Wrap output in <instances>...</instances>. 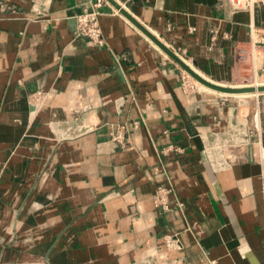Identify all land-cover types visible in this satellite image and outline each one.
<instances>
[{"label": "crops", "instance_id": "crops-1", "mask_svg": "<svg viewBox=\"0 0 264 264\" xmlns=\"http://www.w3.org/2000/svg\"><path fill=\"white\" fill-rule=\"evenodd\" d=\"M95 1L4 0L0 8V240L18 234L0 258L264 264L258 95L248 120L236 118L232 98L185 88L175 64L106 0L96 8L103 42L75 36L76 15ZM113 1L212 81L264 75V0L250 9L227 0ZM87 108L93 120L76 122ZM119 125L122 146L110 139ZM167 238L177 246L166 247ZM20 254L26 260L15 262Z\"/></svg>", "mask_w": 264, "mask_h": 264}, {"label": "rangeland", "instance_id": "rangeland-1", "mask_svg": "<svg viewBox=\"0 0 264 264\" xmlns=\"http://www.w3.org/2000/svg\"><path fill=\"white\" fill-rule=\"evenodd\" d=\"M166 57L173 64H175V66L177 67V69H179V71L181 73V76H183L184 79H187L190 83H193L197 89L200 88L199 87V84L194 80L193 77H191L188 73H186L179 65H177L168 56H166ZM212 82L221 84L218 81H212ZM221 85H227V86L238 87V88H242V87L243 88H246L245 86H247V88H250L251 87V88H253V90H244V91H255L256 90V87H258V86H263L264 87V75L261 78H259V79H254L252 77V75H247L246 77H244L240 81H237V82L234 81V82H231V83L223 82V84H221ZM256 91L258 93H255L254 95H258V100H259L260 104H263L264 105V89L256 90ZM259 93H262V94H259ZM43 95H45V93L43 91H40L39 93L38 92L37 93H32L28 98L31 101H35L36 99H38L39 97H41ZM254 95H249V96H228V95H225L224 96L223 95L222 97H225L227 99H231L232 98L233 99L232 101H235L237 103V106H235L237 108V116H236V118L237 117L240 118V117H242V115H244V116L246 115L247 116V119L249 120V118L251 116V113H250L251 105L254 102L253 100H255V98H254L255 96ZM93 112L94 111L92 109H89V108L84 109V110H80L79 112L76 113L78 115V116H76V118L78 117L76 119V122H79V121H87V122H89L90 120H93V119L90 118V115L91 114L93 115ZM258 119H259V117H258L257 112H254V114L252 115V123L255 122V125H254L255 128H257L256 127V122L258 123ZM243 123H244L243 121L241 123H238V125L241 124V126L238 128L239 130L244 131V129H243ZM76 131H77L76 125H71V126L68 127V130H67V136H68L67 137V140L68 141L72 138V136L75 133H77ZM40 177L41 176L39 175L36 180L39 181L40 180ZM32 192H35V191H33V189H31L30 191H28V194L24 196V198L21 200L20 206H18L16 208L14 215L15 214L17 215L20 212V210H22L24 208V204L26 203V201L28 199V195L31 194ZM14 228L15 227L13 225V222L10 221L9 222V227H8L9 232H12L14 230ZM13 236L14 237H11L9 239V241H7V242H5L3 244H2L3 241L1 242V240H0V253H1V251H3L4 248H11L13 246V243L17 240L18 234L17 233H14ZM29 238L30 237L22 238L21 240H22V242H26V241L29 240ZM26 258H27V255H25V254H22L21 255L20 254V255H18V259L15 262L22 263V261L23 260H26ZM11 261H13V260L12 259H7V257L5 259L4 256H3V254L1 255V258H0V262L1 263H3V264H9V263H11Z\"/></svg>", "mask_w": 264, "mask_h": 264}, {"label": "built area", "instance_id": "built-area-1", "mask_svg": "<svg viewBox=\"0 0 264 264\" xmlns=\"http://www.w3.org/2000/svg\"><path fill=\"white\" fill-rule=\"evenodd\" d=\"M0 8L2 7L4 3V0H0ZM231 8L233 9H250L251 8V0H227ZM100 1L96 0L92 4V8L89 10H84L81 14L76 15L75 17V36L85 37L88 39L90 43L100 45L103 42L101 32L97 23V10L96 8L99 6ZM181 82L182 85L187 89H196L195 85L193 83H190L187 79H184L183 76H181ZM254 126V124H253ZM255 127V126H254ZM110 139L115 142L116 144L122 146L125 143L124 139V127L123 125H119L116 130L110 133ZM169 150V148H168ZM220 158V157H219ZM221 162V165H225V162L223 159H219ZM156 198L158 200H161V190L157 191ZM263 197V210H264V192L262 194ZM165 244L169 248H173L177 246L176 240L172 238H167L165 240Z\"/></svg>", "mask_w": 264, "mask_h": 264}, {"label": "water", "instance_id": "water-1", "mask_svg": "<svg viewBox=\"0 0 264 264\" xmlns=\"http://www.w3.org/2000/svg\"><path fill=\"white\" fill-rule=\"evenodd\" d=\"M112 4L118 12L123 15L136 29H138L147 39H149L157 48H159L166 56L172 59L177 65H179L186 73L197 81L207 85L210 88L216 89L222 93H238L244 90H253V88H236L220 85L217 83L209 82L202 77H200L187 63H185L181 58H179L171 49H169L163 42H161L155 35H153L148 29L137 22L127 11H125L121 6L115 3L113 0H106ZM264 89L263 86L256 87V90Z\"/></svg>", "mask_w": 264, "mask_h": 264}, {"label": "bare ground", "instance_id": "bare-ground-1", "mask_svg": "<svg viewBox=\"0 0 264 264\" xmlns=\"http://www.w3.org/2000/svg\"><path fill=\"white\" fill-rule=\"evenodd\" d=\"M255 1L256 0H251V3H250V5H251V8L253 7V5H254V3H255ZM189 67H191L190 65H189ZM191 69H193L192 67H191ZM193 71H195L200 77H202L203 79H205V80H207V81H209V82H212L210 79H208L207 77H204L202 74H200L199 72H197L195 69H193ZM239 74V73H238ZM238 76V75H237ZM198 84H199V87L201 88V89H203V90H205V91H207V92H209V93H211V94H218V95H228V96H249V95H254L255 93H258L256 90L255 91H241V92H238V93H222V92H220V91H218V90H216V89H213V88H210V87H208L207 85H205V84H203V83H201V82H199V81H197L196 79H194ZM212 83H214V82H212ZM218 84V83H217ZM221 85V84H220ZM206 86V87H205ZM224 86H227V85H224ZM228 87H232V86H228ZM246 88H247V86H245ZM249 87V86H248ZM236 88H238V87H236ZM243 88V87H242ZM259 94H262V93H259ZM231 129V128H230ZM240 132H243L242 130H239ZM227 134H228V132H227ZM231 135V134H230ZM242 135V134H241ZM232 136V135H231ZM217 138V137H216ZM239 138V137H238ZM241 139V138H240ZM218 140V139H217ZM237 140V139H236ZM247 140V139H246ZM232 141V140H231ZM223 143V142H222ZM225 145V144H224ZM222 148V147H221ZM227 151V150H226ZM215 153V152H214ZM212 154V153H211ZM226 154V153H225ZM238 154V153H237ZM239 155V154H238ZM245 155V154H244ZM220 156V155H219ZM230 156V155H229ZM221 158H222V156H220ZM226 158V157H225ZM228 158V157H227ZM218 159H220L219 157H217L216 158V160H218ZM212 160V159H211ZM228 162V161H227ZM234 165H232V167H234V166H236V165H240V163H239V159L238 158H235L234 159ZM224 166V167H223ZM222 166V168H225L226 166L225 165H223ZM231 166H229V168H230ZM228 168V167H227ZM166 245V244H165ZM167 247V246H166ZM39 264H43L42 262L41 263H39Z\"/></svg>", "mask_w": 264, "mask_h": 264}]
</instances>
